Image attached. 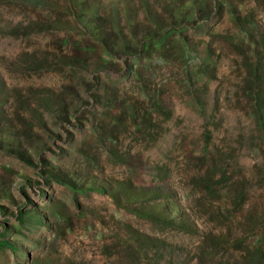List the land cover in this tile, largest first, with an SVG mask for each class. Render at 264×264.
<instances>
[{
  "label": "rangeland",
  "instance_id": "1",
  "mask_svg": "<svg viewBox=\"0 0 264 264\" xmlns=\"http://www.w3.org/2000/svg\"><path fill=\"white\" fill-rule=\"evenodd\" d=\"M28 2L0 0V136L28 160L0 148V264H264V0L233 2L249 38L227 8L181 28L144 82L69 67L95 44Z\"/></svg>",
  "mask_w": 264,
  "mask_h": 264
},
{
  "label": "trees",
  "instance_id": "2",
  "mask_svg": "<svg viewBox=\"0 0 264 264\" xmlns=\"http://www.w3.org/2000/svg\"><path fill=\"white\" fill-rule=\"evenodd\" d=\"M65 1L70 20L75 24L74 29L77 28L78 37L87 38L95 44V47H83L87 49L84 51L86 54L83 55L87 56L88 52H94L93 48L98 51L96 60L90 62V59L76 55L69 58L68 66L83 71L93 67L95 72H103L107 75L128 74L142 82H144L142 70L150 55L161 51L168 38L177 37L185 50H188L187 42L181 37V28H185L186 25L198 23L203 25L227 8L229 22L235 27L240 40L241 37L249 38L253 31V25L249 28L243 22L244 19L238 9L239 4L233 5L235 0H181L180 2L164 0V6L161 8L152 5L151 0H141V15L140 10L134 8L127 0H122V7L114 0L110 2L94 0L92 8L88 6V0ZM28 3L38 5L35 0H29ZM189 54L190 51H187L186 57L182 54L179 57L186 62ZM163 58L159 56L158 61L163 62ZM194 69L202 70L190 58L185 68L187 83L193 79ZM145 88L146 86H143L138 94L142 99L151 97L147 95ZM153 104L157 106L158 101L154 100ZM261 140L264 142L263 132ZM0 148L27 160L14 137L2 139L0 136ZM46 173L53 175L60 182H68L63 175L49 171ZM255 246L259 245L255 244ZM252 255L255 260L257 253L253 251Z\"/></svg>",
  "mask_w": 264,
  "mask_h": 264
}]
</instances>
